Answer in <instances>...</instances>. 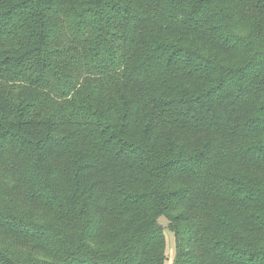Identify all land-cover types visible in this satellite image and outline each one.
I'll use <instances>...</instances> for the list:
<instances>
[{"label":"trees","instance_id":"1","mask_svg":"<svg viewBox=\"0 0 264 264\" xmlns=\"http://www.w3.org/2000/svg\"><path fill=\"white\" fill-rule=\"evenodd\" d=\"M165 229L264 264V0H0V264H164Z\"/></svg>","mask_w":264,"mask_h":264},{"label":"rangeland","instance_id":"2","mask_svg":"<svg viewBox=\"0 0 264 264\" xmlns=\"http://www.w3.org/2000/svg\"><path fill=\"white\" fill-rule=\"evenodd\" d=\"M162 223L164 226L167 225V219L164 217L162 219ZM165 241H166V259L164 264H174V258L176 254V241L174 232L169 229H165Z\"/></svg>","mask_w":264,"mask_h":264}]
</instances>
